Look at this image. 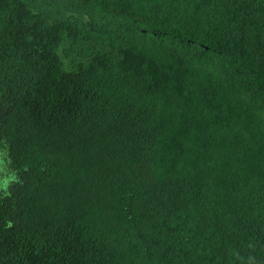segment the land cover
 <instances>
[{"label":"trees","instance_id":"obj_1","mask_svg":"<svg viewBox=\"0 0 264 264\" xmlns=\"http://www.w3.org/2000/svg\"><path fill=\"white\" fill-rule=\"evenodd\" d=\"M0 264H264V0H0Z\"/></svg>","mask_w":264,"mask_h":264},{"label":"rangeland","instance_id":"obj_2","mask_svg":"<svg viewBox=\"0 0 264 264\" xmlns=\"http://www.w3.org/2000/svg\"><path fill=\"white\" fill-rule=\"evenodd\" d=\"M7 163L4 160V154L0 153V190L6 189L7 185L11 181L12 174L6 175L5 171H9Z\"/></svg>","mask_w":264,"mask_h":264}]
</instances>
